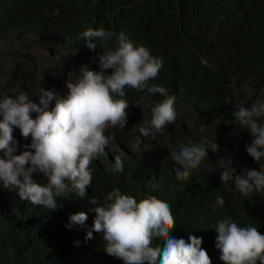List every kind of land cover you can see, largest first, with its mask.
Wrapping results in <instances>:
<instances>
[{
	"label": "trees",
	"instance_id": "trees-1",
	"mask_svg": "<svg viewBox=\"0 0 264 264\" xmlns=\"http://www.w3.org/2000/svg\"><path fill=\"white\" fill-rule=\"evenodd\" d=\"M90 27L113 31L105 48L112 47L115 33L123 31L161 56L158 83L176 97L179 122L168 137L143 141L139 150L125 151L121 172L114 170L111 154L105 155L90 169L87 196L58 197L62 207L56 211L28 204L0 188V264H123L104 252L102 233L93 231V238L85 240L95 218L90 198L104 204L114 188L137 201L149 195L169 200L175 233L186 242L190 235L202 238L201 247L212 264H223L215 246L219 221L230 218L264 234V190L244 197L234 180L220 179L229 167L227 160L234 170L241 162L260 171L246 158V133L237 136L226 123L234 105L240 106L234 92L242 83L247 82L254 93L243 107L249 108L256 95L264 94V0H0V43L25 41L61 58L40 79L31 53L0 49V55L12 62L0 97L56 87L71 65L91 54L75 40ZM130 98L144 105L156 100L144 92L131 93ZM211 125L217 126L219 152L210 153L188 180H179L176 172L181 167L171 154L188 144L208 147L204 134H209ZM218 197L223 205L217 204ZM76 212L87 215L84 225L66 227L69 215Z\"/></svg>",
	"mask_w": 264,
	"mask_h": 264
},
{
	"label": "clouds",
	"instance_id": "clouds-1",
	"mask_svg": "<svg viewBox=\"0 0 264 264\" xmlns=\"http://www.w3.org/2000/svg\"><path fill=\"white\" fill-rule=\"evenodd\" d=\"M115 35V44L105 48L113 31L103 27L82 30L75 40L91 54L79 64L71 65L56 87L45 86L0 97V188L3 192L16 193L28 204L56 211L62 207L58 205V197L66 199L72 193L79 194V198L87 196L86 189L92 182L90 169L105 155L111 154L114 170L121 172L125 151L139 150L143 141L168 137L167 132L177 125L176 97L158 83L163 65L161 56L123 31ZM0 45L8 46L0 48L4 51L31 53L37 61L40 79L61 61L59 54L38 49L29 42L7 40ZM36 52L57 55L58 59L42 70ZM0 58L8 64L2 87L9 81L12 62L4 55ZM140 92L155 95L156 100L144 105L130 98L131 93ZM245 93L248 94L242 96ZM250 94L254 95L247 82L235 90L240 106L234 105L232 118L226 124L234 127L237 136L246 133V158L252 165L257 164L260 171L241 162L234 170L227 160L229 167L220 173L221 181L234 180L236 190L244 197L264 190V94L256 95L252 105L245 108L243 105L251 98ZM134 111L143 113L144 120L138 130L131 132ZM119 130H127L128 135L112 146L111 134ZM14 131L30 141L19 154H16L20 145ZM209 131L204 134L208 147L188 144L179 146L171 154L181 167L176 172L179 180H188L210 153L219 152L220 145L215 143L217 126H209ZM105 200L101 204L96 198H90L95 218L85 240L93 238V231L102 233L107 255L123 264H212L207 251L201 247L202 238L190 235L186 242L175 233V213L169 200L149 195L137 201L116 188ZM217 204L223 205V198L218 197ZM86 220L84 212L70 214L66 227L83 226ZM215 231V246L223 264H264V234L255 226L241 227L225 218L218 222ZM156 240L158 244L154 245Z\"/></svg>",
	"mask_w": 264,
	"mask_h": 264
},
{
	"label": "rangeland",
	"instance_id": "rangeland-1",
	"mask_svg": "<svg viewBox=\"0 0 264 264\" xmlns=\"http://www.w3.org/2000/svg\"><path fill=\"white\" fill-rule=\"evenodd\" d=\"M0 48L7 49L8 46L7 45H0ZM36 54H37V57L39 60L40 68L42 70H45L46 68L50 67L52 61L55 59H58L57 55H48L47 53H42V52H36ZM7 66H8V64L4 62V59L0 58V84L5 82V79L8 75V72L6 69ZM64 89L66 91L64 93V96H66L67 88L65 87ZM143 120H144L143 113H139V112L134 111L132 121H131V124H133V129L131 130V132L133 130H138L140 127V124L142 123ZM13 135H14V138L19 142V145H20V147L18 148V151L16 153V154H19L20 151L25 150L23 146L26 144H29L30 141H28V140L24 139L23 137H21L20 135H18L16 131L13 132ZM111 135L114 136V139H112V146H115V143L118 144L123 138H125L128 135V132H127V130H124V131L119 130V131H116L115 133H112ZM130 141H133L132 136H130ZM0 156H2V153H0Z\"/></svg>",
	"mask_w": 264,
	"mask_h": 264
}]
</instances>
